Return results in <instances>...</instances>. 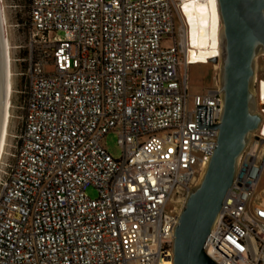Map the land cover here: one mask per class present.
Instances as JSON below:
<instances>
[{
    "label": "built area",
    "instance_id": "obj_1",
    "mask_svg": "<svg viewBox=\"0 0 264 264\" xmlns=\"http://www.w3.org/2000/svg\"><path fill=\"white\" fill-rule=\"evenodd\" d=\"M184 1H27L21 125L0 174V264H165L166 251L172 264V228L222 109L218 78L188 93L199 62ZM262 79L255 71L261 121L203 245L215 264H264ZM108 132L119 158L102 142Z\"/></svg>",
    "mask_w": 264,
    "mask_h": 264
},
{
    "label": "water",
    "instance_id": "obj_2",
    "mask_svg": "<svg viewBox=\"0 0 264 264\" xmlns=\"http://www.w3.org/2000/svg\"><path fill=\"white\" fill-rule=\"evenodd\" d=\"M221 24L218 82L222 109L200 181L173 226L172 264H215L203 245L230 187L238 157L261 116L255 111L256 58L264 55V0H216ZM2 67L0 50V104Z\"/></svg>",
    "mask_w": 264,
    "mask_h": 264
},
{
    "label": "rangeland",
    "instance_id": "obj_3",
    "mask_svg": "<svg viewBox=\"0 0 264 264\" xmlns=\"http://www.w3.org/2000/svg\"><path fill=\"white\" fill-rule=\"evenodd\" d=\"M27 1L28 0H0L4 4L5 12L8 20V43L9 54L7 59L10 61L11 74L8 78H11L12 92L10 96L11 109H10V121L7 145L1 159L0 174L6 163L11 161V154L14 152L15 139L13 136L18 132L21 125V110L19 108L21 104V94L19 93L21 80L17 76L20 70L19 58H22L25 54L26 45V29H27ZM163 46H169L171 42L169 40L163 41ZM219 71V59L214 61H208L205 63H195L189 65L187 69L188 73V93H200L203 88L209 87L214 84L218 78ZM256 72L259 76L264 78V55H259L256 58ZM102 142L108 151V153L114 157H121V148L117 143V135L114 132H108L102 139ZM264 187V171L258 183L256 189V196L263 202L264 193L262 189ZM86 193L89 197H96V191L92 186L86 188Z\"/></svg>",
    "mask_w": 264,
    "mask_h": 264
},
{
    "label": "bare ground",
    "instance_id": "obj_4",
    "mask_svg": "<svg viewBox=\"0 0 264 264\" xmlns=\"http://www.w3.org/2000/svg\"><path fill=\"white\" fill-rule=\"evenodd\" d=\"M184 11L189 23V39L192 49L190 58L195 62L205 63L213 58H220L221 24L216 0H185ZM8 20L4 4L0 2V50L2 67V99L0 104V162L7 145L10 119L12 84L10 76V61L8 43ZM11 77V76H10ZM264 87V78L261 88ZM1 164V163H0ZM264 193V187L262 189ZM264 204V198H263ZM164 262H171L169 251L164 253Z\"/></svg>",
    "mask_w": 264,
    "mask_h": 264
}]
</instances>
